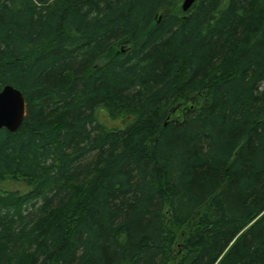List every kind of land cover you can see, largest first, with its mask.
<instances>
[{"label": "trees", "instance_id": "1", "mask_svg": "<svg viewBox=\"0 0 264 264\" xmlns=\"http://www.w3.org/2000/svg\"><path fill=\"white\" fill-rule=\"evenodd\" d=\"M0 0V264H264V0Z\"/></svg>", "mask_w": 264, "mask_h": 264}, {"label": "water", "instance_id": "2", "mask_svg": "<svg viewBox=\"0 0 264 264\" xmlns=\"http://www.w3.org/2000/svg\"><path fill=\"white\" fill-rule=\"evenodd\" d=\"M196 0H182L181 10L187 12ZM25 99L20 91L6 85L0 91V129L16 132L25 118Z\"/></svg>", "mask_w": 264, "mask_h": 264}]
</instances>
